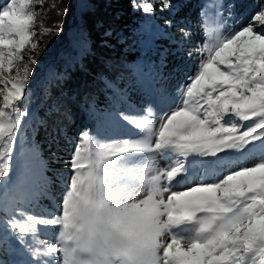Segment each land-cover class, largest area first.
<instances>
[{"label": "snow or ice", "instance_id": "6c2138e0", "mask_svg": "<svg viewBox=\"0 0 264 264\" xmlns=\"http://www.w3.org/2000/svg\"><path fill=\"white\" fill-rule=\"evenodd\" d=\"M37 3L44 0L0 5V190L9 217L0 243L27 257L15 264H264V0L227 31L222 0L202 5L200 59L174 93L135 107L114 90L112 110L89 104L90 118L123 121L125 135L83 131L78 143L74 138L66 162L71 175L57 173L62 209L50 215L35 214L9 195L27 189L30 171H38L42 183L28 203L50 194L47 166L34 148L27 150L26 167L11 175L39 64L36 37L52 32L42 21L35 30ZM156 4L173 18L183 7L181 0ZM132 8L148 16L155 11L148 0H132ZM235 9L233 0L230 19ZM14 68L15 75H5ZM121 104L127 110L120 111ZM39 226H56L55 241L37 239Z\"/></svg>", "mask_w": 264, "mask_h": 264}, {"label": "trees", "instance_id": "16d2710c", "mask_svg": "<svg viewBox=\"0 0 264 264\" xmlns=\"http://www.w3.org/2000/svg\"><path fill=\"white\" fill-rule=\"evenodd\" d=\"M4 2L5 0H0V5ZM143 2L144 0H137V3ZM148 2L153 3L155 11L150 17L158 25L166 27L165 21L173 20V26L163 32L165 37L154 41L156 50L151 53L153 64H160L159 75L171 81V84L174 81L179 84L185 82L196 69L194 58L197 53L194 44L201 41V37L199 31H193L195 26L187 27L181 20L189 17L199 25L198 0H181L183 7L174 18L168 11L162 12L156 0ZM176 2L177 0H173V3ZM232 2L230 0L228 5ZM235 2V20L243 21L245 13L254 10L259 0ZM86 3L78 22L73 18L75 0H44L43 3V8L47 9L43 27L52 29L51 34L46 37L58 39L59 44L63 45L65 33L72 23L78 28L83 44L82 53L75 61L67 64L60 60L53 64L55 79L46 80L43 88L31 91L34 96L41 95L39 100L34 101L37 106L33 115L32 140L38 146L47 166L46 175L50 180L55 202L61 199L63 191L57 173H67L65 179L71 174L66 162L70 159V152L74 150L72 141L75 138L78 143V137L83 131H95L96 120L90 118L87 111L89 104L94 103L98 109L108 108L114 89L120 91L125 85L133 83L130 64L150 55L136 50V44L141 39L138 24L147 15H143L142 11H134L132 0H86ZM65 9L66 12L63 11ZM177 20L180 21L179 25L176 24ZM179 28L186 29L191 36L185 38ZM108 32L111 35H105ZM185 40L187 44L183 43ZM174 41L182 42L183 47L178 48ZM106 82H110L113 87H106ZM60 129L64 130L65 135L59 134ZM1 249L7 251L4 246ZM16 255L19 260L27 259Z\"/></svg>", "mask_w": 264, "mask_h": 264}, {"label": "rangeland", "instance_id": "374dc122", "mask_svg": "<svg viewBox=\"0 0 264 264\" xmlns=\"http://www.w3.org/2000/svg\"><path fill=\"white\" fill-rule=\"evenodd\" d=\"M230 0H222L223 4V17L228 22V27L225 28V31L228 28L236 27L239 28L240 24L244 21H236L230 19L228 17V3ZM220 0H198L200 5L199 12H198V21L199 27L198 31H200L201 39H204L200 21H201V11L202 5L205 3L209 5H213L219 3ZM35 8L40 10L41 14L36 17V22L34 24V28L39 33L42 30V25L47 17V9L43 8L44 5L34 4ZM87 6L86 0H75V8H74V15L73 18L76 22L79 21V14L85 10ZM209 14L215 11V8L208 9ZM143 15H146L142 12ZM46 16V17H44ZM42 21V25H41ZM158 24L155 20L147 15V18L138 24V32L140 33L141 39L136 44V50L139 53H150L149 56L143 57L140 59L135 60L133 63L130 64V68L133 71L134 81L131 85L124 86L123 89L120 91L118 89L119 94L122 96H126L128 103L134 105L135 107H143L146 106L149 102L157 99L162 92H172L174 93L178 85H182L185 82L178 83L174 81L171 84V81L162 77L160 74V64L155 66L153 64L151 53L156 50L155 39L165 37L164 28L161 26H157ZM161 29H160V28ZM166 29V28H165ZM80 32L77 27H75L72 23L70 24L69 29L65 33V40L63 41V45H60V40L52 39L50 36H37L36 39L39 41V47L35 50L34 57L38 58L39 64L35 68V75L31 78V82L28 85L29 90V97L30 100H26L23 107L27 110V115L23 120L22 127L19 133V139L16 142V154L12 161V173L11 175L15 177L18 172L26 167L25 159L30 156V153L27 151L28 149H35V152L38 156V159L44 163L43 157L40 155L38 146L32 140V131L34 127L33 115L35 112V108L37 106L36 102L37 99L41 96H34L31 94V91L38 89L39 87L43 88L44 81H48L49 79H55L53 74V64L60 60L66 61L67 64H71L75 61L82 53L83 44L80 40ZM27 51V49L25 50ZM68 51V52H67ZM27 59V57H25ZM195 67H197L198 61L200 59L199 55H196L195 58ZM23 61L19 63V67L23 68ZM194 63V62H193ZM193 72V71H192ZM190 73L193 74V73ZM16 69L14 68L10 74L7 75H15ZM168 80V82L166 81ZM116 99L115 95L113 94L111 97V103L107 109L112 110L113 101ZM39 100V99H38ZM120 111H125L126 105L121 104L119 107ZM124 122L121 121L119 125L114 124L110 120L105 121H97L96 120V127L95 131L91 132L93 136L99 137H121L125 135V127H123ZM24 152V157L20 156V153ZM45 164V163H44ZM29 175V182L28 187L25 190H19L15 193H10V196H15L16 199L24 201V207L28 208L30 211H33L35 214L38 215H50L52 214V210L55 207H59L62 209V197L59 201H54L53 193L50 189V194L46 197H41L39 200L35 201L33 204H29V201L33 200V193L36 192L41 185V179L39 176L38 171H30ZM46 175V173H45ZM71 175V174H70ZM47 176V175H46ZM48 177V176H47ZM70 177V176H69ZM7 179L3 181V183H7ZM50 183V180H49ZM186 186H180V190H183ZM50 188V184H49ZM56 196V195H54ZM5 197L3 196L2 190H0V230L4 224H7L9 217L3 214V202ZM40 231L37 234V239L53 242L55 241L58 235V228L56 226H39ZM9 240L12 238L9 236ZM12 244L15 248H20L18 242L12 240ZM3 246L0 243V264H15L16 261L19 260L16 253H10L5 250H2L1 247Z\"/></svg>", "mask_w": 264, "mask_h": 264}, {"label": "built area", "instance_id": "2783aa9c", "mask_svg": "<svg viewBox=\"0 0 264 264\" xmlns=\"http://www.w3.org/2000/svg\"><path fill=\"white\" fill-rule=\"evenodd\" d=\"M175 4V3H174ZM181 21H183L184 22V24L187 26V27H191V26H195V29L193 30V31H198V27H199V25L192 19V18H186V19H184V20H181ZM157 26H161V27H163L164 28V30H165V28L167 29V30H169L171 27H168V26H162V25H157ZM160 28V27H159ZM161 29V28H160ZM199 36H201V34H200V31H199ZM201 41H202V39H201ZM201 41L199 40V42L198 43H196V44H194V49H195V51H196V49L200 46V43H201ZM174 43H176V45L178 46V48H182L183 47V44H182V42H180V41H174ZM184 44H187V40H185L184 42H183ZM192 49V48H191Z\"/></svg>", "mask_w": 264, "mask_h": 264}]
</instances>
